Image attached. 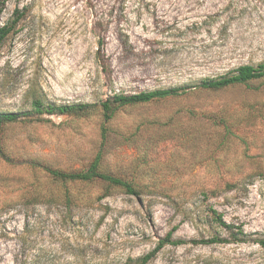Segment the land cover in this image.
<instances>
[{"label": "rangeland", "instance_id": "374dc122", "mask_svg": "<svg viewBox=\"0 0 264 264\" xmlns=\"http://www.w3.org/2000/svg\"><path fill=\"white\" fill-rule=\"evenodd\" d=\"M0 24L14 25L0 44V112L31 111L37 97L99 104L189 91L264 62V0H8ZM42 117L0 132V264H128L174 227L183 243L148 264H264V176L244 178L264 170V78L111 120L100 109ZM99 152L105 170L134 171L153 193L77 182L73 208L47 202L64 188L44 166L80 170ZM213 237L223 241L200 242Z\"/></svg>", "mask_w": 264, "mask_h": 264}, {"label": "trees", "instance_id": "16d2710c", "mask_svg": "<svg viewBox=\"0 0 264 264\" xmlns=\"http://www.w3.org/2000/svg\"><path fill=\"white\" fill-rule=\"evenodd\" d=\"M8 0H0V14ZM14 25H2L0 24V44L13 30ZM264 78V62L258 64H243L236 69L230 70L226 74L217 77H207L202 79L199 83L195 84L192 89L188 91L185 87H172V88H159L147 91H141L133 94H115L113 97L108 98L99 104L97 103H73V104H59L55 102L45 101L44 99L37 97L33 100V109L31 111H6L0 112V132L3 126L9 123H14L24 118L33 117L36 120H47L42 117L43 114H59V115H77L83 116L89 112L100 109L105 120H111L116 116L118 111L125 107H134L140 104L150 103L153 101H161L166 99H174L190 94L191 92L199 91H217L234 85H247L254 80ZM36 116V117H34ZM230 131V130H229ZM106 138V133H105ZM4 154V153H3ZM145 158V157H144ZM102 152H99L95 158L83 169L64 171L56 169L50 166H44V169L48 172V176L55 182L63 185L62 198L48 199L49 203H61L67 206L69 209L73 208L74 201L71 193V183H90V182H102L107 187H119L123 191L133 195H141L143 192L153 193V191L147 190V185L139 184L135 182L137 176L134 171L131 173V178L120 173H112L107 171L102 166ZM38 165V164H37ZM40 166V165H38ZM255 170V169H254ZM251 171L245 175V180H248L255 176H264V170L257 169ZM136 175V176H135ZM237 183H228L229 188L237 186ZM46 202V201H44ZM76 205V204H75ZM216 220L227 228H232L233 225L228 224L221 214L216 216ZM238 232L245 234L242 226L237 227ZM176 227L168 232L165 238L161 239L157 246L147 254L139 257L138 259H130V262L136 264H148L156 254L166 244H180L182 240H174V232ZM223 239L220 237H213L211 239H203L200 242L213 243L221 242ZM258 242L264 247V239H258Z\"/></svg>", "mask_w": 264, "mask_h": 264}]
</instances>
